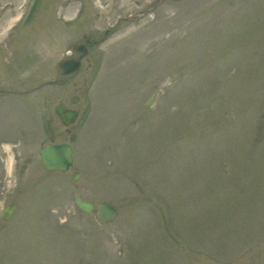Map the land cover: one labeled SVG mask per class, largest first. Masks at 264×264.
I'll return each instance as SVG.
<instances>
[{"label":"rangeland","instance_id":"rangeland-1","mask_svg":"<svg viewBox=\"0 0 264 264\" xmlns=\"http://www.w3.org/2000/svg\"><path fill=\"white\" fill-rule=\"evenodd\" d=\"M31 3L0 0V264H264V0H39L27 22ZM60 102L88 105L70 136ZM72 136L73 168L46 172Z\"/></svg>","mask_w":264,"mask_h":264},{"label":"water","instance_id":"water-1","mask_svg":"<svg viewBox=\"0 0 264 264\" xmlns=\"http://www.w3.org/2000/svg\"><path fill=\"white\" fill-rule=\"evenodd\" d=\"M79 63V60H66L59 64V69H61L60 67L62 66L68 67L65 70H61V72L69 73L79 69ZM56 111L61 116L65 124L74 122L77 118L76 115H78L74 110L65 111V106L63 104H59L56 107ZM41 161L45 169L67 170V167H69L72 163V148L66 143L47 144L45 148L41 150ZM73 178L76 179L77 176H73ZM75 203L79 209L87 213H91L94 211L95 207H97L96 219L102 225L111 224V222L114 221L118 215V210L115 206L105 201L99 202L96 206L95 203L82 199L80 195H75ZM16 208V203H9L3 210L2 216L5 219L11 218L13 213L16 211Z\"/></svg>","mask_w":264,"mask_h":264},{"label":"flooded vegetation","instance_id":"flooded-vegetation-1","mask_svg":"<svg viewBox=\"0 0 264 264\" xmlns=\"http://www.w3.org/2000/svg\"><path fill=\"white\" fill-rule=\"evenodd\" d=\"M108 32H109V30H107L106 31V34H108ZM85 42H86V46H87V50H88V52H89V49H90V47L91 46H93V45H96L97 43V41L96 40H94V39H92V38H86L85 39ZM83 43V42H82ZM83 50H86V48H84ZM82 50V51H83ZM82 51H75L76 52V54L78 53V56L80 55V54H82ZM68 55H74V51H72V50H69L68 52ZM67 58V57H66ZM86 62H87V65H88V68H91L92 66H93V63H92V61H91V58H86ZM84 75H86L85 73H84ZM85 80L87 81V77H85ZM83 104V102L81 103V104H79V106H80V108L82 107L81 105ZM85 105V110L87 109V107H88V105L87 104H84ZM75 109H77L76 107H75ZM79 110V109H78ZM66 128V134L68 135V136H70L74 131H75V129H76V127H71V126H69V127H65ZM65 141H68L69 143H71L74 147H75V142H74V137L72 136V137H68V138H66V140Z\"/></svg>","mask_w":264,"mask_h":264},{"label":"bare ground","instance_id":"bare-ground-1","mask_svg":"<svg viewBox=\"0 0 264 264\" xmlns=\"http://www.w3.org/2000/svg\"><path fill=\"white\" fill-rule=\"evenodd\" d=\"M34 5H35V4H34ZM33 7H34V6H33ZM29 17H30V16H29ZM29 17H28V18H29ZM143 20H144V19H143ZM25 26H27V25H25ZM25 26H24V28H25ZM24 28H23V30H24ZM176 39H178V38H176ZM163 42H164V41H163ZM161 43H162V42H161ZM9 149H10V146H9ZM10 158H11V157H10ZM92 213H94V214H95V217H96V214H97V213L94 212V211H92L91 214H92ZM102 226L105 227V225H102Z\"/></svg>","mask_w":264,"mask_h":264}]
</instances>
